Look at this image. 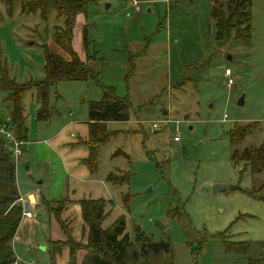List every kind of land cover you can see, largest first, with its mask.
<instances>
[{"label":"rangeland","instance_id":"obj_1","mask_svg":"<svg viewBox=\"0 0 264 264\" xmlns=\"http://www.w3.org/2000/svg\"><path fill=\"white\" fill-rule=\"evenodd\" d=\"M87 1V15L80 18L74 40L79 49L78 34L87 26L95 77L53 85L48 120H37L35 90L23 95L29 136L17 160L19 191L33 192L35 181L44 179V188L50 181L60 185V195L31 202L35 217L23 218L18 229L15 264H51L49 240L67 239L80 263L89 234L79 205L83 199L105 205L103 228L124 218L132 241L140 230L155 242L170 241L173 252L159 257L160 263L249 264L250 257L264 258V202L232 189H250L253 175L244 162L237 165L231 159L233 149L264 142V0H252L250 42L232 38L223 44L216 39L211 12L217 2L227 0H140L139 5L131 0ZM0 9L5 15L0 70L8 59L10 78L22 84L43 80V46L70 59L52 40L54 28L63 25L55 14L44 21L39 13L22 15L17 4L9 16L5 0H0ZM227 68L234 80L230 86ZM103 85L129 100L130 118L105 124L111 136L101 149L99 169L82 179L76 175L90 170L86 158L78 163L76 157L89 139L82 131L91 101L103 96ZM5 93L0 91V121L8 115ZM163 117L180 121L179 142L174 125L152 128ZM237 123H260L261 129L232 145L229 132ZM57 132L67 140L55 143L54 149ZM72 133L82 135L77 136L76 152L64 147L71 146ZM109 174L125 182L113 184L106 180ZM256 177L263 179L264 174ZM214 184L227 189L214 193ZM222 232L226 236L219 237ZM224 237L250 242L249 253L227 252ZM69 260V251L61 250L55 264Z\"/></svg>","mask_w":264,"mask_h":264},{"label":"trees","instance_id":"obj_2","mask_svg":"<svg viewBox=\"0 0 264 264\" xmlns=\"http://www.w3.org/2000/svg\"><path fill=\"white\" fill-rule=\"evenodd\" d=\"M89 3L90 1L87 0H5L9 16L14 14L17 4H20L22 15L39 13L44 21L55 14L57 19L63 22V25L54 28L52 40L70 57V59H65L48 46H43L45 48V78L40 81H30L31 83L22 84L10 78L7 64L0 70V91L8 94L6 112L9 117L7 119L19 139L26 141L29 135L23 107V95L27 91L35 90L36 92L37 103L40 105L36 114L37 120H48L49 96L53 85L64 81L87 82L90 78L95 77L91 61H95L96 56L91 54L89 35L86 32L87 26L83 24L81 32L78 34V42L81 45L80 52L84 57H81L76 50L74 40L76 31L80 27L78 22L82 16L85 18L87 15ZM211 15L215 21L218 42L223 44L232 38L250 42L253 22L252 0L217 2L212 8ZM4 20L5 15L0 9V24ZM102 89V98L91 101L89 107L90 136L85 144L89 154L84 164L91 173L98 171L101 149L111 136V133L106 130L105 124L110 121H128L130 118L129 100L118 96L117 90L113 86L103 85ZM260 129V123L235 124L229 132L231 144L236 145L244 141L247 136ZM231 159L237 165L244 162L253 175L250 189L243 190L240 186H233L232 189L241 190L249 197L264 202V178L256 177L259 174H264V142L258 147L245 148L244 150L233 149ZM106 180L113 184L125 182V179H117L110 174ZM259 180L260 186H258ZM20 198L21 193L17 183V160L13 158L11 151L3 145L0 138V264L16 263L14 239L24 218ZM100 202V200L83 199L79 203L82 218L89 228L88 244L84 247L86 253L82 256L81 262L79 263L78 251L70 239L57 242L49 240L51 264L56 263L57 253L66 249L71 258L69 264H175L173 261L160 263L157 260L159 257L173 252L170 241L155 242L142 230L138 232L137 239L132 241L126 230L124 218L116 220L109 228H103L105 205ZM131 205L126 206L128 211ZM172 213L173 216H176L175 212ZM223 234L224 232L219 233V237ZM224 238L227 252L241 255L249 253L250 242ZM195 255L197 258L198 255ZM140 259H143L144 262L139 263ZM263 262V257L249 258V264H263ZM19 264L25 263L20 262Z\"/></svg>","mask_w":264,"mask_h":264},{"label":"built area","instance_id":"obj_3","mask_svg":"<svg viewBox=\"0 0 264 264\" xmlns=\"http://www.w3.org/2000/svg\"><path fill=\"white\" fill-rule=\"evenodd\" d=\"M133 4L139 5L140 0H131ZM226 75L229 77L228 85H232L234 83V80L232 79V71L227 68L226 69ZM180 121H174L170 118H160L152 122V128L154 130H160L163 128H167L171 125L175 126V137L174 140L176 142L180 141L179 134H178V128H179ZM0 138L3 141V145L8 148L15 160H19V158L24 154V147L27 145V142L25 140L19 139V137L14 132L11 123L9 122V119H5L3 121H0ZM20 202L23 206V217L24 219H32L35 217V210L32 206V203L25 199L24 197L20 198Z\"/></svg>","mask_w":264,"mask_h":264},{"label":"crops","instance_id":"obj_4","mask_svg":"<svg viewBox=\"0 0 264 264\" xmlns=\"http://www.w3.org/2000/svg\"><path fill=\"white\" fill-rule=\"evenodd\" d=\"M3 13V12H2ZM76 50L79 52V54H80V56L81 57H84V55L82 54V52H80L81 51V47L78 49L77 47H76ZM6 60V64H7V66H8V69H9V74H10V70H11V65L9 64V62H8V59H5ZM45 64V63H44ZM45 73V72H44ZM44 78V77H43ZM42 78V79H43ZM16 80V79H15ZM30 81H34V80H30ZM29 81V82H30ZM31 91V90H30ZM5 96H7L6 95V93H5ZM5 100H6V98H5ZM39 105V104H38ZM24 107V106H23ZM39 107H40V105H39ZM24 115L26 116V124H27V118H28V115H27V111H26V108L24 107ZM7 118L9 117V115H7L6 116ZM36 117H37V115H36ZM86 123V125H85V128H83V131H82V133L84 134L83 136L81 135V134H78V135H80V136H82V137H85V138H89V136H90V130H89V121L88 122H85ZM78 135H76V138H75V136H74V133H72V136H73V139H72V141H70V142H68V144H70L71 146H64V147H71L74 151H75V149H77L79 146H77L78 145V140H77V136ZM29 136V135H28ZM52 140H53V147H54V149H57V147L58 146H60L61 144H64V143H66L65 141L67 140V137H66V135H63V133L60 135V132H57V133H55V135H54V137L52 138ZM27 141V140H26ZM46 141V140H45ZM60 141H62L61 143H60ZM55 143H57V144H59L58 146L55 144ZM82 147H83V145H82ZM25 149V148H24ZM25 152V151H24ZM76 152V151H75ZM82 153H81V157H76V159L78 160V163H79V161H82V160H84L85 158H87V156H88V149H87V147L86 146H84V149H82V151H81ZM85 165V164H84ZM86 166V165H85ZM26 168L27 169H29L30 168V162L28 161V164L26 165ZM87 168V167H86ZM87 170H88V168H87ZM89 171V170H88ZM81 173H83V171L81 172ZM88 174H90V171H89V173L87 172V171H85V173L83 174V175H76V176H79L80 178H84V179H86V178H89V177H91L90 175H88ZM86 175H88V176H86ZM72 175H70L69 177H71ZM86 176V177H85ZM35 183L37 184L36 185V187H35V190L33 191V192H30V193H26V195H24V194H22L21 192V197H24L25 199H27L28 201H30V202H33L34 200H36V202H38L37 204H41V202L44 200V199H53V198H55V197H58L59 195H60V193H57V192H59L60 191V185H57V187L54 185V183L53 184H51L52 182L50 181L49 183L47 182L46 183V187L44 188V183H45V180L43 179V180H41V181H35ZM61 185H62V187L61 188H63V185H65V183H61ZM69 185H71L70 183H69ZM40 206V205H39ZM40 211V207H39V209H37V211ZM22 262H24V261H22Z\"/></svg>","mask_w":264,"mask_h":264},{"label":"water","instance_id":"obj_5","mask_svg":"<svg viewBox=\"0 0 264 264\" xmlns=\"http://www.w3.org/2000/svg\"><path fill=\"white\" fill-rule=\"evenodd\" d=\"M244 103V101H243V99H241L240 101H239V104H243ZM227 188L224 186V185H221V184H214L213 185V192L214 193H216V192H218V191H220V190H226Z\"/></svg>","mask_w":264,"mask_h":264}]
</instances>
